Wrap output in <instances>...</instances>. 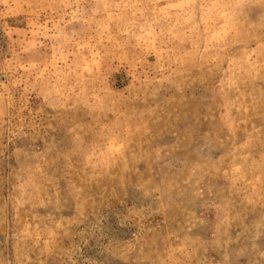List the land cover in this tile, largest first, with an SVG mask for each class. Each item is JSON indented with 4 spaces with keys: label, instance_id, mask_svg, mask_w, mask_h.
Masks as SVG:
<instances>
[{
    "label": "rangeland",
    "instance_id": "rangeland-1",
    "mask_svg": "<svg viewBox=\"0 0 264 264\" xmlns=\"http://www.w3.org/2000/svg\"><path fill=\"white\" fill-rule=\"evenodd\" d=\"M0 264H264V0H0Z\"/></svg>",
    "mask_w": 264,
    "mask_h": 264
}]
</instances>
